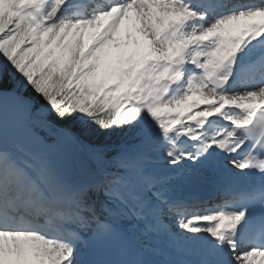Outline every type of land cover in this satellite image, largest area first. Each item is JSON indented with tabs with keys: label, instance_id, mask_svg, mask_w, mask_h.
Listing matches in <instances>:
<instances>
[{
	"label": "snow or ice",
	"instance_id": "obj_1",
	"mask_svg": "<svg viewBox=\"0 0 264 264\" xmlns=\"http://www.w3.org/2000/svg\"><path fill=\"white\" fill-rule=\"evenodd\" d=\"M0 264H264V0H0Z\"/></svg>",
	"mask_w": 264,
	"mask_h": 264
}]
</instances>
